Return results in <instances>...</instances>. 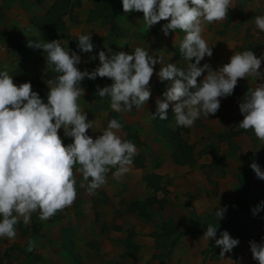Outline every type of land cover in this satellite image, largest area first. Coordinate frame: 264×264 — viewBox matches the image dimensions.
I'll return each instance as SVG.
<instances>
[{
    "label": "rangeland",
    "instance_id": "rangeland-1",
    "mask_svg": "<svg viewBox=\"0 0 264 264\" xmlns=\"http://www.w3.org/2000/svg\"><path fill=\"white\" fill-rule=\"evenodd\" d=\"M54 1H0V70H7L16 85L31 82L32 90L45 102L49 92L46 77L54 71L47 68L43 50L27 45L29 40L37 38L49 42L54 40V36L49 39L42 36L33 25V20L42 16ZM100 8L96 0H81L73 16L65 17L58 24V31L67 36L60 39L62 46L72 51L77 50L75 40L80 34L92 36L93 52L78 53L82 62L77 67L81 71H93L99 66L98 52L103 50L107 54L109 49L110 27L100 18L103 12ZM258 15H264V0H231L224 19L204 23L202 37L212 47L213 55L206 56L200 66L207 63L215 70L228 63L236 52L245 50H252L258 58L264 55V31L255 25V16ZM115 20L126 32V38L116 43L115 52L131 54L139 46L162 57L165 63L185 66L179 53V42L184 36L181 30L165 36L161 29L167 21L162 20L149 28L143 22V13L136 11H119ZM93 55L97 56L96 60L90 59ZM160 67L159 63L154 66L149 82L152 95L148 103L139 109L134 107L130 112L120 113L135 137L130 140L137 148L134 157L142 155L144 167L132 163L129 171L119 178L110 172L106 182L92 194L79 187L82 177L74 172L77 196L73 203L46 221L38 218V212L32 214L28 225H24L21 219L16 225L14 240L0 239V264H258L252 257L250 241L239 240L231 228L217 232L218 238L220 232L227 230L232 238L239 240L238 246L231 253H226L224 259L214 252V240L202 239L206 230L197 229H201L199 221L214 218L216 226L227 222L228 210L221 220L214 213L237 198L242 185L240 178L247 175L242 168L250 160L264 170V141L259 140L251 129L237 128L243 120L239 103L250 87L264 83V61L258 70L262 75L240 78L233 94L221 98V106L214 115H201L190 128L178 127L175 119L170 118V129L180 130L183 139L195 147L196 163L182 166L174 161V141L159 133L157 119L151 116L156 111V101L163 98L169 83L157 77ZM203 75L198 81L203 79ZM101 79L105 80L102 88L112 83L106 77ZM85 81L88 85L81 84L84 96L79 98L78 104L87 112L88 120L95 121L93 128L87 130V134L95 139L107 128L109 112L114 110L107 98L102 100L106 101L107 109L95 110L97 88L89 86L94 85L95 80L85 78ZM168 111L174 117L171 107ZM223 133L233 137V143L222 141L219 136ZM58 134L65 145L72 142L71 138L64 137L63 129L58 130ZM118 135L126 139L127 132L120 130ZM216 155L222 156L223 165L216 169L208 168ZM149 174H157L161 179L159 185L163 191L160 190L158 197L162 205L149 208L145 217L131 211L129 206L145 201L154 193L146 186ZM248 178L254 191L250 201L253 202L255 197L257 207L264 201L258 195L264 189V180L257 178L255 172ZM242 217L251 225V241L264 240V210L259 212L257 220L248 212H244ZM168 226L171 235L158 237L157 233ZM194 230L197 234L189 236V231ZM181 232L185 235L173 247L172 242ZM65 237L67 245L63 243ZM29 240L34 242V256L27 254ZM128 246L131 248L127 251Z\"/></svg>",
    "mask_w": 264,
    "mask_h": 264
},
{
    "label": "clouds",
    "instance_id": "clouds-1",
    "mask_svg": "<svg viewBox=\"0 0 264 264\" xmlns=\"http://www.w3.org/2000/svg\"><path fill=\"white\" fill-rule=\"evenodd\" d=\"M125 13H143V22L149 28L160 21H167L162 32L168 36L181 30L179 53L185 61L184 67L165 63L163 58L150 54L148 49L135 47L131 54L125 51L107 54L98 52L99 66L93 71H81L77 66L82 58L78 53H92V36L80 34L77 50L62 46L60 40H29L28 47L43 50L47 68L56 73L47 81V102L32 90L31 82L16 85L7 70H0V239L9 241L17 235L16 225L31 222L32 214L46 221L59 210L70 206L79 187L89 194L106 182L111 172L116 178L129 171L136 155V145L123 139L118 132L123 125L115 118L95 139L87 134L95 121H89L78 100L84 89L85 78L96 80L106 77L112 81L108 86H97L96 95L107 98L110 107L117 113L130 112L148 103L152 91L149 87L154 66L160 81H168L163 98L156 101L152 119L167 120L171 107L178 127L190 128L201 117L217 113L221 98L231 96L240 78L261 76L264 55L259 58L252 50L236 52L228 63L217 69L201 61L213 55L212 47L202 37L203 24L220 21L227 16L231 0H121ZM255 25L264 31V15L255 16ZM96 60L97 56L90 57ZM193 59L195 62H193ZM206 75H203L205 74ZM203 79L198 81V78ZM243 120L239 129H251L264 141V83L249 88L239 103ZM72 142L65 145L58 130ZM251 168L257 178L264 180V170L257 163ZM228 207H219L214 215L224 218ZM264 210V201L253 209L256 215ZM219 226L208 224L202 239L215 241L220 248V258L231 253L239 240L227 230L220 232ZM34 242L28 241L27 251H32ZM250 251L258 264H264V240L250 241Z\"/></svg>",
    "mask_w": 264,
    "mask_h": 264
},
{
    "label": "trees",
    "instance_id": "trees-1",
    "mask_svg": "<svg viewBox=\"0 0 264 264\" xmlns=\"http://www.w3.org/2000/svg\"><path fill=\"white\" fill-rule=\"evenodd\" d=\"M0 1L4 2L6 0H0ZM41 1L42 0H39V2ZM96 3L99 6V8L101 7L100 10L103 11L100 14V18L104 19L106 24H109L110 27L109 36H108V48L111 49L113 52H115L116 41L119 38L126 37V32H124V30L118 26L115 20L116 13H118L119 11L124 12L122 8L121 0H96ZM80 5H81V0H56L42 16L33 20V25L37 30L40 31L41 35L47 39L51 38L52 36H54L53 37L54 40L67 38V36L64 35L65 33H63L62 31H58V24L65 17L67 16L72 17L74 9L80 7ZM58 33H59V37L57 36ZM55 75L56 73L51 72L47 75L46 78L47 80L54 79ZM103 82L105 83V80L101 79L100 77H97L96 80L94 81V85L90 84L89 86L94 88L100 86L102 88L101 84ZM81 84L88 85V83L85 80L82 81ZM105 102L106 101H101V99L98 97L95 110L97 111L106 110L107 105ZM168 114L169 115L167 120H159V118H157V123H158L157 130L163 137L169 138L172 141H174L175 152L173 157L177 165L182 166L186 164H195L196 163V159L194 158L195 147L183 139L180 130L175 132L170 129L169 126L171 123L170 118H174V117H171L170 111H168ZM113 118L117 119L123 125L121 130L127 132L126 140H132L135 138L133 137V133L131 132L130 126L122 120L120 113H117L115 111H110L107 119V125L108 122ZM219 137L222 141L233 143V139H232L233 137H229L228 133H223ZM133 163L138 167H144L145 158L142 155L137 158L133 157ZM252 163L253 162L250 160L247 163V165L242 168V170L245 173H247V175L246 177L242 176L240 178L242 185H241V191L239 192L237 198L233 202L227 205L228 213H229L227 222L225 223L221 222L222 225L221 223L217 224V226H219L218 231H221L226 228L227 229L231 228V232L235 234L239 240H244V241H251L252 236H251V225L242 217L243 213L248 212L253 217L254 220H257L259 216V213L256 215L253 214V209L256 208L255 197L253 202L250 201L252 199V195L254 194L252 185L250 184L251 182L249 181L248 178V175L254 172L250 166ZM221 165H223V158L222 156L216 155L215 157H213L212 163L208 165V168L211 167L213 169H216L221 167ZM146 182H147V187L153 190L154 193L152 195H149L145 199V201L134 202L131 203L129 206V209L131 211L135 212L140 216H145V217L148 214L146 212L149 208L154 207L156 205L158 206L162 205V201L159 199L158 193L160 192V190L163 191L162 186L159 185L161 179L157 174L147 175ZM258 195L264 199V189L260 190ZM210 223L215 225L214 218L209 219L208 221H199L198 226L201 229H197V230L199 231L206 230L208 224ZM33 229L35 230V228ZM189 230H191L190 227ZM197 230L189 231V236H195L197 234ZM157 235L158 237L170 236L171 235L170 226L164 227L163 231H161L160 234L157 233ZM184 235H185L184 232L179 233L178 237L172 242L171 245L175 247L178 243V239H180ZM64 240L65 241L63 243L67 245L68 239L65 237ZM130 248L131 246H128L127 251ZM213 250L216 254H218V256H220V249H218L215 246L213 247ZM27 254L34 256L32 251H27Z\"/></svg>",
    "mask_w": 264,
    "mask_h": 264
},
{
    "label": "crops",
    "instance_id": "crops-1",
    "mask_svg": "<svg viewBox=\"0 0 264 264\" xmlns=\"http://www.w3.org/2000/svg\"><path fill=\"white\" fill-rule=\"evenodd\" d=\"M2 2V1H1ZM172 34V33H171ZM124 38H126V37H124ZM124 38H119L117 41H116V43L118 42V41H120V40H122V39H124ZM116 43H115V45H116ZM146 184V183H145ZM147 186V185H146Z\"/></svg>",
    "mask_w": 264,
    "mask_h": 264
}]
</instances>
